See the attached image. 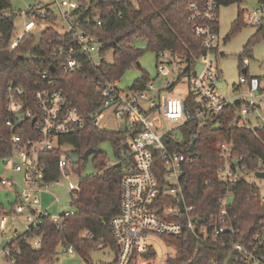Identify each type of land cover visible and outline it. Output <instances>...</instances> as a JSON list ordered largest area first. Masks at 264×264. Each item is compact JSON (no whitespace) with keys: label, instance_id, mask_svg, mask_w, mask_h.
Segmentation results:
<instances>
[{"label":"built area","instance_id":"built-area-1","mask_svg":"<svg viewBox=\"0 0 264 264\" xmlns=\"http://www.w3.org/2000/svg\"><path fill=\"white\" fill-rule=\"evenodd\" d=\"M16 1L19 0H10L6 6L0 2V20L13 21L10 49L18 48L28 35H34L35 44L39 43L49 27L64 38L50 49V55L57 58L58 63L51 62L49 67L37 71L30 95L23 85L14 81L7 85L6 125L10 134L8 138L0 136V230L10 216L15 218L25 211L29 212L26 216L29 224L21 234L29 235L36 231L44 217L58 224L73 215L74 208L52 214L43 208L41 201V195L48 192L54 196V202L60 203L61 196L51 192L49 186L60 184L64 178L70 179L75 172L69 157L74 151L67 148L71 144H61L59 138L85 128L88 121L97 129L109 130L108 121L113 118L120 130L126 132V151L115 161L107 159L109 164L124 163L121 209L110 220L111 234L119 248L118 264L131 261L140 264L139 261L147 260L144 253L164 242L163 234L176 236L186 229L202 241L233 247L244 264H264V221L254 231L252 241H234L241 229L229 211L234 190L242 181L253 187L252 197L264 204V176L257 174L264 169L250 166L251 156L238 153L232 140L236 129H264V77L242 74L239 84H234L233 88L244 89L235 98L218 92L216 83L221 73L217 62L209 58L218 46V0L189 4L188 18L205 49L199 58L205 64L200 72L185 76V64L179 62L181 57L168 50L160 51L159 74L172 75L170 79H165L159 88L151 81L135 90L121 87L119 79H100L98 88L102 101L88 115L78 106L69 104L59 81L70 73H88L89 63L97 65L94 55L101 54L103 47L98 32L103 26L96 6L99 0H31L23 6H18ZM132 1L137 7V0ZM242 21L244 25L263 26L264 1L258 2L252 10H243ZM166 64H170V70ZM182 80L187 81V87L179 91L177 86ZM189 94L198 99L192 113L187 108ZM232 107L231 140L223 139L217 144L222 158L217 176L225 194L219 200L218 214L207 217L196 213L195 206L185 202L181 177L189 156L173 145L182 139L176 129L194 119L203 124L212 121L217 126ZM164 119L174 124L167 127ZM28 120L33 127L27 126ZM55 148L61 150L59 176L48 180L42 156ZM17 173L21 174V180L15 178ZM78 187L79 183L66 189L71 200ZM3 191L9 210L1 197ZM181 199L183 210L179 204ZM18 234L15 231L14 237ZM30 242L34 247L41 245L39 236H32ZM4 251L14 263V252L18 250L7 246Z\"/></svg>","mask_w":264,"mask_h":264},{"label":"trees","instance_id":"trees-1","mask_svg":"<svg viewBox=\"0 0 264 264\" xmlns=\"http://www.w3.org/2000/svg\"><path fill=\"white\" fill-rule=\"evenodd\" d=\"M10 0H0L3 6ZM202 0H137L136 7L132 0H99L96 5L103 19L99 32L102 40L101 55L107 50H114V61L100 64H88L85 71L70 73L61 77L59 86L62 87L71 105H76L88 115L96 110L102 94L98 88L100 79H120L123 71L131 64H137L142 48L140 41H145L147 47L155 49L157 58L159 52L168 50L181 57L180 63L185 64L184 75L192 76L196 72V63L205 53L201 38L193 31V22L188 18L189 4ZM264 0H257L262 2ZM241 0H218V8ZM242 12L232 22L230 35L234 34L241 24ZM219 15V9H218ZM13 21L4 18L0 20V136H9L6 125L8 112L7 85L14 81L23 85L30 95L34 89V79L38 70L49 67L51 62L58 63L57 58L50 55L53 45L61 43L64 36L54 28H47L35 44L36 37L28 35L16 49H10V36ZM219 27V23H218ZM219 29V28H218ZM264 34V25L248 39L244 45L239 60L252 55V46ZM229 35V36H230ZM229 36H227L228 39ZM218 45V43H217ZM30 51V52H29ZM213 53L219 55L218 46ZM29 54H26L28 53ZM138 65V64H137ZM57 71V70H56ZM55 71V72H56ZM244 71L245 75H250ZM146 77L138 80L133 90L146 84ZM198 99L194 94L187 97V108L192 113ZM234 108L229 109L225 119L214 126L212 121L205 124L199 119L190 120L185 125L186 137L173 144L180 147L189 156V162L184 167L181 186L185 202L195 206V212L207 217L215 216L220 211V198L225 194L223 183L217 176L222 158L218 154L217 144L220 140L228 139L233 132L230 124ZM28 127H33L30 120ZM231 128V129H230ZM196 137L195 150L188 151L193 138ZM238 153L251 156L250 166L264 169V129H236L232 134ZM61 144L70 143L74 152L82 155L89 147H95L92 154L96 172L79 182L71 204L74 214L56 224L49 217H44L36 231L18 234L7 246L18 250L14 252V264H40L43 259L53 261L58 244L64 247H74L81 259L88 261L90 252L103 246H110L115 252V258L110 264H118L119 248L110 230L111 218L120 212L122 203V178L124 163L109 164L107 154L99 148L102 142H110L116 157L126 151V132L122 130H100L91 121L85 128L77 132L62 135ZM171 144V141H170ZM60 148L42 156L47 165V179L59 176L58 159ZM72 163L73 169L80 174L84 161ZM160 176V174H159ZM253 187L245 181L234 190V199L229 211L241 231L234 236V241H252V236L260 222L264 221V204L258 198L252 197ZM39 236L41 245H31V237ZM163 240L175 247L176 256L168 258L167 264H244L238 252L231 246H223L214 241L200 240L190 229L180 235H162ZM160 244V243H159ZM146 259L155 256L154 249L143 255ZM129 264H135L130 262Z\"/></svg>","mask_w":264,"mask_h":264},{"label":"rangeland","instance_id":"rangeland-1","mask_svg":"<svg viewBox=\"0 0 264 264\" xmlns=\"http://www.w3.org/2000/svg\"><path fill=\"white\" fill-rule=\"evenodd\" d=\"M31 0H19L16 1L18 6H23L24 2ZM257 0H241V2H235L230 5H222L219 8V39L218 49L219 55L211 53L209 58L217 62V67L221 73L219 81L216 83L217 90L220 94L225 96H232L235 98L244 89H234V84H239V78L244 74L247 68V74L257 75L264 77V34H259V37L252 46V55L244 56L242 62L239 60V55L244 49V45L248 39L258 30L256 26L244 25L238 28V30L230 35L232 29V22L237 18L238 13L243 10H252L257 6ZM20 22H18V26ZM20 27H18L19 29ZM37 32H40L37 30ZM230 35V36H229ZM227 36H229L228 39ZM142 48V53L139 56L140 66L137 64H131L127 67L119 79L121 87L133 88L138 80L143 79L145 76L147 82H153L156 88H159L165 79H170L172 75L159 74L158 69V58L155 49L147 47L145 41L139 42ZM112 63L114 61V50L110 49L105 52L104 55L99 53L94 55V60L97 64L101 61ZM167 69L170 70V64H166ZM204 62L199 59L196 63V71L200 72L204 68ZM186 80H182L178 84L177 90L186 89ZM165 126L170 127L172 123L169 119L163 120ZM123 125V124H122ZM109 130H120L118 123L112 118L108 121L107 125ZM124 127V125H123ZM186 125H182L176 129V134L184 140L186 137ZM69 150H74L72 145H68ZM112 161L116 160V154L113 146L110 142H102L99 145ZM96 172L92 154L84 161L81 173L78 174L76 171L71 173L70 179L64 178L58 185L49 186V190L56 195L61 196L60 203L54 202V196L51 193L44 192L41 195V201L43 208H47L48 212L54 214L63 212L66 210H72L74 207L71 204V196L66 193V189L72 184L79 183L82 179L93 175ZM4 174V171L2 172ZM17 180H21V174L15 175ZM2 200L5 202L6 208L10 209V204L6 198L5 191L2 192ZM12 199H14L12 197ZM11 199V200H12ZM29 212L25 211L22 214L15 215V218L10 216L6 226L0 230V264H14L4 251L7 244L14 238V232L19 234L23 233L28 226L26 216ZM32 240V237L31 239ZM155 256L147 260L139 261L140 264H167L168 258L176 256L177 252L175 247L168 245L165 241L156 245L154 249ZM56 256L53 261L43 259L40 264H110L115 258V252L110 246H103L92 250L90 252V258L85 261L80 258L74 247L68 245L67 249L64 248V244H58L56 249Z\"/></svg>","mask_w":264,"mask_h":264},{"label":"water","instance_id":"water-1","mask_svg":"<svg viewBox=\"0 0 264 264\" xmlns=\"http://www.w3.org/2000/svg\"><path fill=\"white\" fill-rule=\"evenodd\" d=\"M138 66H140L139 60L137 61ZM247 71V68L245 69ZM195 144H196V137L193 138L192 142L189 145V151L193 152L195 150ZM96 151L95 147H89L85 150V152L82 155H79L77 152H71L69 154L70 161L73 163H78L80 159H87L91 154H93ZM259 176H264V171H260L257 173ZM180 207L183 210L184 209V202L181 199L179 201Z\"/></svg>","mask_w":264,"mask_h":264}]
</instances>
